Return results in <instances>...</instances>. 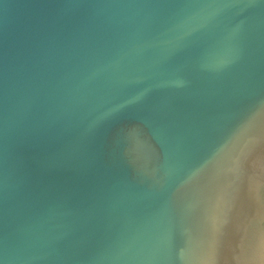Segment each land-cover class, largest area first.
<instances>
[{
  "label": "water",
  "instance_id": "obj_1",
  "mask_svg": "<svg viewBox=\"0 0 264 264\" xmlns=\"http://www.w3.org/2000/svg\"><path fill=\"white\" fill-rule=\"evenodd\" d=\"M0 264H264V0H0Z\"/></svg>",
  "mask_w": 264,
  "mask_h": 264
}]
</instances>
